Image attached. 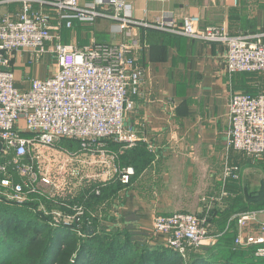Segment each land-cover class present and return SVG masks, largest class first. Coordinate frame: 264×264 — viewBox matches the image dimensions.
<instances>
[{
    "label": "built area",
    "instance_id": "1",
    "mask_svg": "<svg viewBox=\"0 0 264 264\" xmlns=\"http://www.w3.org/2000/svg\"><path fill=\"white\" fill-rule=\"evenodd\" d=\"M20 1L22 9L16 19L0 16V201L28 206L50 217L51 226L73 229L83 237L100 231L101 217L90 207L96 196L101 197L105 180L90 175L89 169L109 167L112 177H119L122 184L130 183L133 169L122 168L119 159L124 150L135 148L142 140L126 119L135 108L131 94L139 93L144 69L129 42L92 38L82 46L63 44L54 29L63 21L70 27L74 20L93 23L106 17L126 35L143 26L223 43L229 73L264 71L263 32L232 35L224 25L201 26L198 15L185 16L181 26L164 20L140 22L133 18L127 0H97L88 5L79 0ZM35 3L51 5L59 23L52 24L51 15L42 9L35 10ZM23 52L29 54L31 63L48 55L56 63L51 75L33 76L25 90L17 87L12 69L14 59ZM228 116L227 148L254 160L263 158L264 93H233ZM62 140L74 143L72 147L61 146ZM50 150L62 151L64 159L46 153ZM45 161L78 180L83 191L80 201L62 203L44 188L52 184ZM239 170L226 160L222 191L210 203L228 195L225 185L239 179ZM232 220L238 224L235 246H254L255 255L264 262V209L236 214L229 224ZM249 223L257 224L252 232H248ZM152 228L164 235L166 246L183 257L188 249L213 245L220 236L209 231L205 216L189 212L156 214Z\"/></svg>",
    "mask_w": 264,
    "mask_h": 264
},
{
    "label": "crops",
    "instance_id": "2",
    "mask_svg": "<svg viewBox=\"0 0 264 264\" xmlns=\"http://www.w3.org/2000/svg\"><path fill=\"white\" fill-rule=\"evenodd\" d=\"M95 1L79 0V3L88 5ZM127 1L133 18L140 22L164 20L181 26L185 16L198 15L201 26L224 25L232 35L264 33V0H258L259 9L254 13L251 12V0ZM21 9L20 0H0V16L16 19ZM34 9L49 13L52 24L59 23L51 5L35 3ZM54 30L60 34L63 44L82 46L92 38L112 43L129 42L144 69L139 93L131 94L135 108L126 119V124L134 127L142 139L140 149L131 162L125 154L129 149L124 150L119 159L121 167L133 169L131 183L124 185L119 177L112 178L105 191L107 196L103 198L106 202L100 208L103 216L99 222L100 231L120 228L114 222L130 219L123 228L133 229L136 238L140 226L151 230L150 214H202L206 206L213 204L210 200L219 197L222 191L220 175L226 160L240 169L239 179L228 180L225 185L229 198L257 189L263 178L257 166L264 157L254 160L227 148L228 103L235 92L264 93V71L229 73L227 47L223 43L143 26L126 35L106 17H99L93 23L74 20L70 27L63 21ZM55 64L51 55L34 64L29 62L27 52L21 53L14 59L12 67L16 85L22 90L27 89L33 76L48 77ZM111 147L117 145L111 144ZM145 150L151 156L146 161L138 154L140 151L146 153ZM255 171L257 174L252 176L256 179L251 181L247 177ZM253 205L246 200L247 208L236 210L228 217L225 228L234 225L238 232L236 221L229 224L234 215L264 209L253 208ZM256 227V223H249L248 232ZM163 238V235H154L148 242L155 244Z\"/></svg>",
    "mask_w": 264,
    "mask_h": 264
},
{
    "label": "trees",
    "instance_id": "3",
    "mask_svg": "<svg viewBox=\"0 0 264 264\" xmlns=\"http://www.w3.org/2000/svg\"><path fill=\"white\" fill-rule=\"evenodd\" d=\"M138 149L139 144L126 151L128 162L133 160ZM138 154L144 161L151 157L147 151ZM262 163L264 161L257 167H264ZM228 195L209 208L206 206L200 214L206 217L210 232L220 233L217 242L192 247L185 257L163 241L146 243L138 251L141 246L136 242L139 241L128 228L101 230L84 237L78 244L74 231L49 227L25 207L0 201V264H243L242 261L263 264L255 255L254 246H235L236 227L226 229L225 221L236 210L247 208L246 200L254 203L253 208L264 207V175L253 192L235 198ZM235 204L239 208L231 210Z\"/></svg>",
    "mask_w": 264,
    "mask_h": 264
},
{
    "label": "rangeland",
    "instance_id": "4",
    "mask_svg": "<svg viewBox=\"0 0 264 264\" xmlns=\"http://www.w3.org/2000/svg\"><path fill=\"white\" fill-rule=\"evenodd\" d=\"M259 9V2L258 0H251V12L254 13L255 10H258ZM55 66H53V70H54ZM240 92H247V93H250L248 91H240ZM252 94V93H251ZM74 143L73 141H70V140H62L59 142V145L61 146H67V147H72L71 144ZM140 143V142H139ZM138 143V144H139ZM137 147V146H136ZM46 153H55L58 155L57 159L59 160H63L65 155L63 154L62 151H53V150H50V151H47ZM46 162V169L48 168V175L52 181V184H49L47 186H45L44 188L53 193V195H55L59 200L60 202L62 203H66V202H70L72 201L73 199L75 200H81L80 197H81V194L83 193L82 189H79L78 188V185H77V181L76 179L72 178L71 176H69V174H66V172H62L60 171L55 164H48V161H45ZM119 165H121L120 163V160H119ZM264 165V163H262V166ZM259 165V170L261 172V175H264V167H261ZM122 168H124L122 166ZM108 170H109V167H102V168H92V169H89V174L90 175H100L101 178L105 179L104 180V188H103V193L101 195V197L99 196H96L98 198L95 199V203L93 205V207H90L93 211H96L98 212V214L100 215L101 217V211H100V208H103L104 206V203L106 202V198H104V192L106 191L108 185L111 183V181L113 180L112 176L108 173ZM60 171V172H59ZM223 172V171H222ZM222 172H221V175H222ZM85 173L87 174L86 170H85ZM252 174H257L256 171L255 172H250L249 176L247 177L248 179H251V181H254L256 179V176H252ZM220 175V178L222 177ZM246 178V179H247ZM247 179V180H248ZM245 182L247 183V181L245 180ZM130 183H131V177H130ZM128 183V184H130ZM89 184V183H88ZM128 184H124V185H128ZM42 187V189H44ZM221 189V187L219 188V190ZM248 189V188H247ZM245 193V192H244ZM115 198V197H114ZM144 200V199H143ZM77 203V202H76ZM25 207L32 215H36L39 217V219H42L49 227H52V228H64V227H53L50 225V222L52 221L50 217H44V216H41L39 215L38 213L34 212L32 210V208H29L28 206H23ZM239 207L235 206L233 208H231V210H236L238 209ZM153 210V209H152ZM154 212H157V211H154ZM189 213H193V214H196L198 215L199 217L200 214H198L197 212H189ZM158 213H153V214H150L151 217H153L154 215H156ZM128 218H129V215H127ZM103 218V216L101 217V219ZM100 219V221H101ZM127 219V218H126ZM99 221V222H100ZM130 222V219H127L126 221L122 218L121 220H119L118 222H114L116 223V226H120V228H123V226L126 227V224ZM104 223V222H103ZM141 225V224H139ZM145 228V227H144ZM143 226L141 227L140 226V231L138 232V236L136 238H134L136 241H139V242H136L138 243L141 247L138 248V251H141L143 248V245H145L146 243H150L148 242V238L149 239H152V237L155 235L156 237L158 235H162V234H157L155 233L151 228V230L147 231V230H144ZM131 229V228H130ZM143 229V230H142ZM72 231H74L73 229H70ZM133 234H136L135 231L133 229L130 230ZM74 233L76 234V243L80 244L83 239H85L82 235H80V233H76L74 231ZM236 235H237V231H236ZM164 236V235H163ZM236 237V236H235ZM164 239V238H163ZM243 264H247L248 261H242Z\"/></svg>",
    "mask_w": 264,
    "mask_h": 264
},
{
    "label": "water",
    "instance_id": "5",
    "mask_svg": "<svg viewBox=\"0 0 264 264\" xmlns=\"http://www.w3.org/2000/svg\"><path fill=\"white\" fill-rule=\"evenodd\" d=\"M0 147H1V145H0Z\"/></svg>",
    "mask_w": 264,
    "mask_h": 264
}]
</instances>
